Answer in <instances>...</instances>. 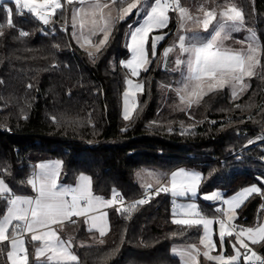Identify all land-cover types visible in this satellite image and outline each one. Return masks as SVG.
Segmentation results:
<instances>
[{"label": "trees", "instance_id": "16d2710c", "mask_svg": "<svg viewBox=\"0 0 264 264\" xmlns=\"http://www.w3.org/2000/svg\"><path fill=\"white\" fill-rule=\"evenodd\" d=\"M5 2L12 6L10 0ZM180 3L191 10L237 6L244 14L245 26L264 45V0ZM73 6L56 14L48 25L28 14L14 15L16 27L11 29L0 7V23L5 24L0 36V169L6 170L0 174L13 192H34L27 180L43 159H60L63 180L70 184L81 173L89 174L94 194L107 198L113 190L126 198L140 196L145 188L137 173L143 168L161 173L197 168L204 179L196 200L209 217L219 215L217 204L204 200L202 194L221 188L224 196H229L250 185L264 187L261 69L246 78L249 87L238 98L225 87L181 110L172 104L174 98L179 101L172 91L179 73L165 67L158 51L148 70L137 78L143 83V92L132 118L125 120L122 106L128 70L120 61L129 57L127 34L136 15L115 23L108 45L93 61L87 55L90 50L81 48L72 35L69 20ZM66 23L67 30H63ZM177 25V14L170 12L165 30L172 35ZM20 30L29 35L20 36ZM261 205L264 196L253 194L237 209L236 223L254 226L263 221ZM4 207L0 201V212ZM109 217L110 230L97 244L87 243L90 232L83 221L61 228L63 236L72 241L79 264H180L173 246L196 243L203 231L174 224L172 197L164 193L130 213L111 208ZM226 241L229 245L233 240ZM36 244L27 243L29 264H37ZM254 247L264 254V247ZM0 249V264H10L6 255L10 249L4 245Z\"/></svg>", "mask_w": 264, "mask_h": 264}, {"label": "snow or ice", "instance_id": "6c2138e0", "mask_svg": "<svg viewBox=\"0 0 264 264\" xmlns=\"http://www.w3.org/2000/svg\"><path fill=\"white\" fill-rule=\"evenodd\" d=\"M65 2L72 4L73 0H65ZM10 3L12 6H8L5 0H0V7L6 13V26L10 29L16 27L14 15L24 17L28 14L42 24L48 25L55 17L57 10L64 8L61 0H10ZM78 3L86 5V8H78L74 11L72 35L81 48H85V45H92L95 48L94 52H87L93 61L108 45L115 23L131 16L134 10L137 15L143 14L142 23L135 27L130 25L131 31L127 34L129 41L127 48L131 58L120 61L122 67L128 70L127 89L123 93V119L125 120L132 118V113L136 111L138 105L137 94L143 92V84L133 78H139L141 71H147V65L152 62L149 59V36L154 30L167 28L170 21L169 12L177 14L178 31L185 28L187 21H191L195 26L202 25L203 31L207 32L209 25L216 19L215 9L205 11L203 6L199 9L204 13L203 19L193 17L189 14V10L181 5L180 0H154L151 3L149 0H78ZM110 4L119 9L115 18L111 16V12L105 13V9H109ZM81 14L91 17V26L87 35L82 31L77 35L75 31L77 16ZM4 26V23H0V36L4 35L2 30ZM83 26L81 23L80 27L83 28ZM244 27L243 12L235 7H224L220 12V20L209 37L196 34L178 35L179 52L181 55H187L186 60L177 58L175 61L177 65L184 64L187 68L183 86L178 89L181 93L179 99L183 104L188 107L199 104L204 95L223 90L225 87L230 89L232 97L236 99L249 87L245 82L246 77L255 76L258 68L264 74V65H261L264 45L260 44L254 33L246 41L240 42L246 43L247 46L239 51L221 46L222 33L227 36ZM101 33L102 38L93 45L91 38ZM19 35L28 36L29 33L20 30ZM164 38V35L154 36L150 45L153 58L157 55V42ZM173 50V47L165 48L163 57L168 58ZM236 107L239 108L240 105ZM51 119L56 122L55 117ZM61 165L60 161L48 165L42 164L40 171L27 180L36 193L35 196L16 194L0 174V201L5 204L0 212V245L10 249L6 255L11 264H29L28 242L38 243L34 256L37 264H79V257L71 251L72 242L61 239L53 225L63 227L66 221L75 223L74 217H83L91 225L89 231L95 229L100 237H104L110 226L107 220L108 213L102 209L116 208V211L121 214L130 213L137 205H143L161 193L170 194L173 198L172 222L174 224L188 228H202L199 244L203 245L202 255L208 261L215 264H264V255L258 253L254 247L257 245L264 247V221L254 226L236 223L239 218L236 210L253 194L264 196L262 186L246 187L231 199H223L219 191L204 195L203 199L206 201H222V205L215 208V212L219 215L210 218L196 203H177L176 201L178 197L197 195L204 179L201 173L179 169L170 175L156 174L158 187L153 191L152 185H147L148 192L144 198L125 207L122 194L115 190L110 199L94 194L91 177L86 174H80L75 185L60 184ZM5 171L0 169V173ZM261 184L264 185V180ZM117 205L119 207H116ZM261 208L264 209V205H261ZM214 224L219 226L218 239L221 254L217 255L211 254L217 247L213 239ZM26 236L29 238L28 242H26ZM227 238L234 241L231 243L232 255L223 254V246ZM173 254L181 258V264H200L201 250L195 243L174 248Z\"/></svg>", "mask_w": 264, "mask_h": 264}, {"label": "rangeland", "instance_id": "374dc122", "mask_svg": "<svg viewBox=\"0 0 264 264\" xmlns=\"http://www.w3.org/2000/svg\"><path fill=\"white\" fill-rule=\"evenodd\" d=\"M149 2L151 3V1L149 0ZM202 6H198L197 8H195V10H191V8H187L189 10V14L192 15L193 17H198L200 19H203V16H204V13L202 11H199V9L201 8ZM229 7H235L237 8L238 10H240V8H238L237 6H229ZM78 8H86V5H81L79 3H76L74 4L73 6V13L76 9ZM204 8V7H203ZM205 11H207L208 9H205ZM211 10V9H210ZM223 10V9H222ZM222 10H215L216 12V19L213 20L212 24L209 25V29L207 32H204L203 31V28H202V25L200 26H195L192 24L191 21H187L186 24H185V28L182 29V30H179L178 31V28H179V21H178V25H177V29L174 31V33L171 35L169 31H166L165 28L164 29H159V30H154L153 33L150 34L149 36V59L151 60V48H150V45L151 43L153 42V38L154 36L156 35H164V39L157 42V48H156V53L158 54V51H160V54H161V60H162V63L164 64L167 60V58H164L163 57V50L165 48H168V47H173V52L169 54L170 56V62H169V67L171 70H174V71H177L179 73V78H178V81L181 83H178V81L174 84V86L172 87V91L173 93H175L177 96H178V100L177 103H176V100L175 98L172 100V104L176 105L177 108H182V109H188L189 107L185 104H183L180 99H179V96L181 93L178 92V89L182 88L183 86V82H184V78H185V75L187 74V68H186V65L184 64H180V65H177L176 64V59L179 58V59H183V60H186L187 59V55L184 54V55H181L180 52H179V41H178V35L179 34H185L186 36H192L193 34H196V35H202L204 37H209L213 32H214V29L216 27V24L217 22L220 20V12ZM108 12H111V16L113 18L117 17L118 15V12L119 10L117 9L116 6H113L110 4V7L109 9H105V13L107 14ZM171 12V11H170ZM170 12H169V16H170ZM135 15H136V22H134L132 24V27H135L137 26L139 23H142V19H141V16L143 14H140V15H137L135 10L134 12ZM90 20H91V17L89 16H84L83 14L81 15H78L77 16V22H76V28H75V31L77 32V35H79V33L82 31L85 35H87L88 33V29L90 28L91 24H90ZM69 23H70V26H71V29H72V33L74 31V28L73 27V18H71L69 20ZM83 23V28L80 27V24ZM170 23V21H169ZM168 23V24H169ZM131 31V29H130ZM129 31V32H130ZM254 33L253 30L251 29H248L246 26L244 28H242L240 31L238 32H231L229 33L227 36L224 35V33L221 34V37H222V47L225 48V49H231V50H235V51H239L241 49H244L246 48V43L245 44H242L240 43L241 41H246V39L252 34ZM170 34V35H169ZM255 34V33H254ZM102 33L95 36V37H92V42H93V45H95L96 43H98L99 39L102 38ZM257 40H258V37L257 35L255 34ZM77 41V40H76ZM82 42V41H81ZM128 37H127V44H128ZM85 48L87 50H90L92 52L95 51V48L92 46V45H85ZM130 52V51H129ZM131 58V53L129 54V57L126 59H130ZM124 60V61H126ZM149 65H147L148 67ZM247 78V77H246ZM245 78V82L248 83L249 85V82L248 80H246ZM135 79L138 83H141L138 81L137 78H133ZM143 84V83H142ZM127 89V84H126V88H125V91ZM204 90L206 91V85L204 86ZM124 91V92H125ZM139 95L140 93L137 94V97H136V100L138 101L139 99ZM123 109H124V105L122 106V113H123ZM133 114V113H132ZM195 171H200L199 169L197 168H194ZM151 168H143L141 169L140 171H138L137 173V180L138 182L140 183V185L142 187H145L147 184H155L156 183V175H154L152 172H151ZM154 171H157V170H154ZM151 172V173H150ZM161 173V172H160ZM153 174V175H152ZM255 186H257L256 184H254ZM254 185H250V186H254ZM250 186H247V187H250ZM213 191H219L221 194H222V198L225 197L224 196V193L225 191L221 188H217L215 190H212V191H209L207 193H204L201 195V197L203 198L204 195H210ZM198 194V193H197ZM197 198V195L196 196H189V197H178L176 198V201L177 203H189V202H194L198 205V202L196 200ZM173 199V198H172ZM215 202L218 207L222 205V201H213ZM173 207V205H172ZM227 207V206H226ZM225 207V208H226ZM237 212V211H236ZM264 221V219H263ZM218 230H219V226L215 227V225H213V239L214 241L216 242V249L213 250V252L211 253L212 255H217V254H221V248H220V243H219V239L217 241V238H218ZM215 234V235H214ZM216 236V237H215ZM234 242V241H231V243ZM231 243L228 245L227 244V241L225 240V243H224V252L223 254L224 255H232L233 254V249L231 247ZM195 244H197V247L200 248L201 250V255L199 256V260H200V264H201V258L204 259V264H215V262H212V261H208L203 255H202V252L204 251V247L203 245H200L199 244V241L196 242ZM188 244H176L173 246L172 248V251L174 248H181V247H184ZM256 250V249H255ZM257 251V250H256ZM181 260V258H180ZM181 264V262H180Z\"/></svg>", "mask_w": 264, "mask_h": 264}, {"label": "crops", "instance_id": "0c3cea01", "mask_svg": "<svg viewBox=\"0 0 264 264\" xmlns=\"http://www.w3.org/2000/svg\"><path fill=\"white\" fill-rule=\"evenodd\" d=\"M119 10V9H118ZM71 18H73V10H72V14H71ZM73 28V27H72ZM57 161H60V162H62L60 159H43V160H40L37 164H36V168H35V172H34V174L35 173H38L39 171H40V165H48V164H53V163H55V162H57ZM62 165H63V163H62ZM61 165V168H60V177H59V183L60 184H62V185H75L76 183H77V181H78V178H77V180H76V182L75 183H73V184H70V183H67L66 181H64L63 180V176H62V170H63V166ZM179 169H185V170H189V171H194V172H198V173H201L200 171H195V169L194 168H179ZM179 169H176V170H179ZM176 170H173V171H170V172H168V173H165V174H171L172 172H174V171H176ZM154 175H156V174H159L160 172L159 171H151ZM150 172V173H151ZM81 174H86V175H88V176H90L89 174H87V173H81ZM152 174V175H153ZM79 177V176H78ZM91 177V176H90ZM91 180H92V178H91ZM147 185H157L156 183L155 184H147ZM146 185V186H147ZM144 187V188H147V187ZM246 188V187H245ZM244 188H242L241 190H239L238 192H240V191H242ZM92 190H93V188H92ZM238 192H236V193H234V194H231V195H229V196H225V197H223V199H231L233 196H235ZM198 193V192H197ZM19 195H27V196H35L36 195V193L35 192H33L32 194H30V195H28V194H19ZM104 198H106V199H110L111 197H109V198H107V197H104ZM217 207H218V205H217ZM224 207H226V205L224 206ZM110 209L111 208H104V209H102V211H106L107 213H108V217H107V220H108V222H109V226H110V217H109V211H110ZM237 211V210H236ZM210 218H212V217H210ZM77 221H83V222H85V224H86V227H87V230L89 231V229H90V227H91V225H90V223H88V222H86L85 221V218H83V217H81V218H77V220H76V222ZM67 223H70V222H65L64 223V225L65 224H67ZM63 225V226H64ZM215 225V227H216V229H217V227H218V224H214ZM53 228H56L57 229V231H58V234L60 235V237H61V239H64V240H70L69 238H66V237H64L63 236V234H62V232H61V228L62 227H60L59 225H53ZM109 230H110V227H109ZM109 230L107 231V233L109 232ZM90 232V235H89V238H88V240H87V243H89V244H97V243H99L101 240H102V238L99 236V233L95 230V229H93V230H91V231H89ZM215 235V234H214ZM216 237V236H215ZM25 239H27V236L25 237ZM71 241V240H70ZM72 242V241H71ZM36 246H38V243L36 244ZM71 251L75 254V255H77L76 254V252L73 250V243H72V246H71ZM257 252H259V251H257ZM34 255H35V252H34ZM78 256V255H77ZM10 264H11V262H10Z\"/></svg>", "mask_w": 264, "mask_h": 264}, {"label": "built area", "instance_id": "2783aa9c", "mask_svg": "<svg viewBox=\"0 0 264 264\" xmlns=\"http://www.w3.org/2000/svg\"><path fill=\"white\" fill-rule=\"evenodd\" d=\"M61 3L64 5V8L63 9H65V10H67L70 6H72L73 4H76V3H78V0H73V3L72 4H67L66 2H65V0H61ZM62 10H57V13L56 14H58L59 12H61ZM54 19V18H53ZM67 26H68V23H66V24H64L63 26H62V29L63 30H65L66 28H67ZM263 137H264V135H263ZM156 187H158V185H153L152 186V190L154 191L155 190V188ZM148 192V188H145V190L143 191V193L140 195V196H138V197H136V198H126V197H124L123 196V194L121 193V192H118V193H120V194H122V196H123V198H124V206L125 207H128L130 204H132L133 202H135V201H138L139 199H142V198H144V196H145V194ZM151 200V199H150ZM149 200V201H150ZM148 201V202H149ZM147 202V203H148ZM137 206H140V205H137ZM116 207H119V205H117ZM75 221L77 220V218H73ZM258 253H260V252H258ZM260 254H262V253H260ZM262 255H264V254H262Z\"/></svg>", "mask_w": 264, "mask_h": 264}, {"label": "water", "instance_id": "95a60500", "mask_svg": "<svg viewBox=\"0 0 264 264\" xmlns=\"http://www.w3.org/2000/svg\"><path fill=\"white\" fill-rule=\"evenodd\" d=\"M44 25V24H43ZM169 62H170V56L167 58V60H166V63H165V67L167 68L168 67V65H169Z\"/></svg>", "mask_w": 264, "mask_h": 264}]
</instances>
